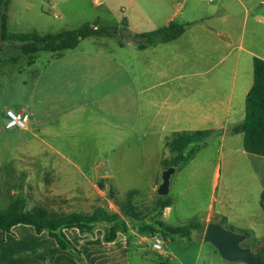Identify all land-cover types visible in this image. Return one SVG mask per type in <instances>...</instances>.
Wrapping results in <instances>:
<instances>
[{
    "label": "rangeland",
    "instance_id": "374dc122",
    "mask_svg": "<svg viewBox=\"0 0 264 264\" xmlns=\"http://www.w3.org/2000/svg\"><path fill=\"white\" fill-rule=\"evenodd\" d=\"M6 1L13 33H56L85 23L121 27L122 21L132 33L120 29L113 36H87L73 49L60 54L42 51L31 61L18 47L5 45L0 52V210L22 193L28 209L42 205L64 212L91 211L95 205L116 210L110 194L124 199L130 190L138 191L135 202L141 207L152 205L164 159L173 155L166 141L174 132L203 130L207 124L203 114L209 109L198 106L209 98L214 76L213 71L196 69L213 60L199 59L196 64L191 58L192 38L198 32L193 20L210 21L215 32L226 25L236 39L245 30L249 47V35L256 29L252 19L261 17L264 7L263 0H223L220 7L206 0ZM227 5L235 8L229 11ZM207 8L212 17H207ZM171 17L185 24L184 37L158 48H141L145 40L134 34L165 26ZM261 20L258 33L263 41ZM211 41L203 46H215ZM158 50L164 58L183 51L182 66L145 71V61ZM220 53L211 55L217 61ZM241 71H247L244 54ZM248 71H253L251 62ZM9 109L28 113L30 127H7ZM214 128L207 145L172 174L168 194L173 199L172 217L166 221L178 226L204 224L211 218L234 232H251L242 246L258 250L264 245V157L245 151L243 134L233 133V123ZM102 229L97 226L95 232ZM32 232L29 225H15L11 241L28 243ZM195 235L154 238L176 257L168 259L169 264H247L223 258L212 243ZM131 250L136 253L133 244ZM149 254L160 264L157 252Z\"/></svg>",
    "mask_w": 264,
    "mask_h": 264
},
{
    "label": "trees",
    "instance_id": "16d2710c",
    "mask_svg": "<svg viewBox=\"0 0 264 264\" xmlns=\"http://www.w3.org/2000/svg\"><path fill=\"white\" fill-rule=\"evenodd\" d=\"M8 22V2L0 0V52L5 45L18 47L30 61L42 51L60 54L64 50L73 49L87 36H113L118 34L120 29H125L132 36L127 21H122L121 27H99L97 23H85L79 28L46 34L13 33L9 31ZM184 27L185 24L172 20L165 26L135 33L134 36L145 40L140 44V47L144 48L146 45H156L179 37ZM214 132L215 129L174 132L165 143L173 155L164 159V168L185 166L200 148L207 145ZM233 133H243V147L246 152L264 157V59L260 57L254 58V82L246 97L245 119L233 128ZM137 193V190H130L124 199L117 198L115 193L110 194L117 206L116 210L95 205L91 211L70 212L54 211L42 205L28 209L25 196L19 193L5 210H0V229L10 232L13 226L22 223L33 226L37 233L46 231L62 250L73 253L83 264L82 251L70 240L66 229L77 228L81 233H93L97 226H102L103 239L106 242L116 240L119 233L130 235L131 231L150 237L180 235L188 239H191L194 233L203 234L205 231V225L198 222L174 226L163 220L164 209L173 203L169 195L157 194L152 205L141 207L135 202ZM261 205L264 209V193ZM247 235H251V232H247ZM254 253L260 264H264V245L254 250ZM159 261L160 264H165L160 255Z\"/></svg>",
    "mask_w": 264,
    "mask_h": 264
},
{
    "label": "crops",
    "instance_id": "0c3cea01",
    "mask_svg": "<svg viewBox=\"0 0 264 264\" xmlns=\"http://www.w3.org/2000/svg\"><path fill=\"white\" fill-rule=\"evenodd\" d=\"M222 2L223 0H213L208 3L209 5L220 7ZM262 2H264V0ZM244 7L246 13H248L249 9L247 6L245 5ZM233 8H235L233 5H227L229 11ZM206 12L207 17H212L214 15L208 12V8ZM260 14L261 17L256 15L252 19L256 24V29L249 35L251 36L249 47L245 45L247 38L245 30H243L242 35L236 39L238 36H232V34L228 32L226 25L223 31L215 32L213 30L214 24L210 21L205 22L200 19L198 22V18L193 20L192 26H198V32L192 38L194 48L192 49L191 58L194 59L193 61L196 62V64L200 63L199 59L202 62L207 58L213 60L211 62L208 61L209 66L207 64L206 67L196 69V71H213L214 76L213 83L210 86L209 98L207 101H201L200 106H198L207 107L209 109V111L203 114V117L206 118V120L203 121L207 123L202 127L203 129H216L214 128L216 125H229L232 123L235 127L245 119L246 97L254 82V58L260 57L264 59V40L261 41V36L258 33V28L262 23L261 19H264V7ZM172 20L173 17L169 18L168 24ZM247 21L246 18L244 20V25ZM189 27L191 26L189 25L188 28ZM185 33L186 30H184L179 37L171 41L159 43L151 47L158 48L162 44H173V42H178L184 37ZM210 41L211 43L213 42L215 46L211 44L209 47L203 46L205 43L209 44ZM160 50L168 51L166 47H161ZM216 50L221 52L220 58H218L217 61L215 57L211 55L212 51ZM238 50L240 53L237 52ZM156 53L155 57L151 60L145 61V71H169V65L171 69H175L181 67L183 64L185 56L183 51L176 50L172 52L170 55L171 57L168 56L165 58L160 54L159 50L156 51ZM243 54L247 58V71H241ZM169 59L171 60L170 63H168ZM250 62L253 65V71H248V69L250 70ZM239 92L241 96L238 98ZM157 187H159L158 184L155 185L154 189L156 190ZM172 205L173 203L171 206L164 209L162 215L163 220L166 221V219H171ZM211 222L218 221L208 218L204 223L205 229ZM1 231L0 264H77L72 259L70 253L62 250L53 238L49 236L50 239H47L45 235L46 231L37 233L34 229V232L29 234L28 243L24 241H11V231H2L7 233V235H3ZM204 233L205 231L203 234L196 233L195 236L199 239H204ZM66 234L82 251L84 264H155L154 261L151 260L149 250L157 252L162 257V261L165 264H169L168 259L171 261L176 259L175 256H170L167 250L162 249L160 251H155L152 248V243H150L153 237L140 235L134 231H131L130 235L119 233L117 239L111 242L104 241L103 229L100 232L81 233L77 228H70L66 229ZM132 244L136 247L135 254L131 252ZM250 247L253 251L255 250L252 246Z\"/></svg>",
    "mask_w": 264,
    "mask_h": 264
},
{
    "label": "water",
    "instance_id": "95a60500",
    "mask_svg": "<svg viewBox=\"0 0 264 264\" xmlns=\"http://www.w3.org/2000/svg\"><path fill=\"white\" fill-rule=\"evenodd\" d=\"M32 127H36L32 123ZM177 166H170L164 169L162 182L158 187L159 195H168L170 192V180ZM247 235L237 233L222 226L219 222H211L206 226L204 240L212 243L223 258L230 261H243L247 264H260L250 246H242Z\"/></svg>",
    "mask_w": 264,
    "mask_h": 264
},
{
    "label": "built area",
    "instance_id": "2783aa9c",
    "mask_svg": "<svg viewBox=\"0 0 264 264\" xmlns=\"http://www.w3.org/2000/svg\"><path fill=\"white\" fill-rule=\"evenodd\" d=\"M208 2H211L213 0H206ZM7 116L9 118V121L7 123V127H13L18 126L23 129H27L30 127L31 124V118L30 115L24 111L15 112L13 110L7 111ZM154 238V237H153ZM156 239L154 242H152V248L155 251H160L162 249V243L160 239Z\"/></svg>",
    "mask_w": 264,
    "mask_h": 264
}]
</instances>
